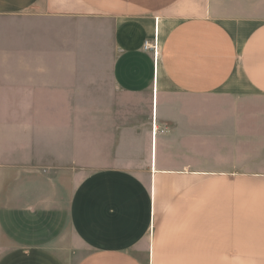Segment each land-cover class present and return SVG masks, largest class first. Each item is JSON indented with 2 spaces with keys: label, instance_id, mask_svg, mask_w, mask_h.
I'll list each match as a JSON object with an SVG mask.
<instances>
[{
  "label": "crops",
  "instance_id": "obj_1",
  "mask_svg": "<svg viewBox=\"0 0 264 264\" xmlns=\"http://www.w3.org/2000/svg\"><path fill=\"white\" fill-rule=\"evenodd\" d=\"M0 264H264V0H0Z\"/></svg>",
  "mask_w": 264,
  "mask_h": 264
},
{
  "label": "rangeland",
  "instance_id": "obj_2",
  "mask_svg": "<svg viewBox=\"0 0 264 264\" xmlns=\"http://www.w3.org/2000/svg\"><path fill=\"white\" fill-rule=\"evenodd\" d=\"M92 33L91 30H89V35ZM89 44H94V36H89ZM95 104V102H92V105ZM93 119V117L89 118V121ZM147 117H142L140 118V122H144L147 121ZM92 128L89 125V150H88V155H89V161H93L95 162L96 166H100L101 163L99 164V162L106 160V159H111V153L112 150L106 148V144H110L112 141H115L116 135L114 136V133L111 132L110 129L105 128L104 132L102 135L98 136L96 133V128L95 125L92 124ZM158 128V126H157ZM108 129V130H107ZM136 133L138 136H144L143 133L140 131L142 130V128H137L136 129ZM155 128H153V132H154ZM98 131V130H97ZM143 131V130H142ZM152 131V128H151ZM157 132H159V135H164L165 133L169 134V131H167V127H163L162 126L158 128ZM137 148H136V155L139 156L141 155L144 151L143 149H141V145L140 143H142V145H144L143 143V139L140 142V140H137ZM161 143V142H160ZM159 143V147H158V151L157 153L159 154V156H161V151H162V146ZM144 147V146H143ZM155 150H156V145H155ZM126 151V150H125ZM157 154V155H158ZM125 157H127L128 155L126 154V152H124ZM156 155V152H155ZM113 157V156H112ZM99 159V160H98ZM98 161V162H96ZM73 237V235H72ZM73 245L75 246V250L73 253H71L70 255V259L72 260L73 263L77 262L81 257H83L84 255H86L87 253H89V250L87 248H85V246H83L80 243H77L76 240L75 242L73 241Z\"/></svg>",
  "mask_w": 264,
  "mask_h": 264
},
{
  "label": "built area",
  "instance_id": "obj_3",
  "mask_svg": "<svg viewBox=\"0 0 264 264\" xmlns=\"http://www.w3.org/2000/svg\"><path fill=\"white\" fill-rule=\"evenodd\" d=\"M144 50L152 52L155 56V58H159L160 55V46H159V40H158V35H157V30H156V36L153 41H146L144 44ZM156 129V127H155Z\"/></svg>",
  "mask_w": 264,
  "mask_h": 264
},
{
  "label": "bare ground",
  "instance_id": "obj_4",
  "mask_svg": "<svg viewBox=\"0 0 264 264\" xmlns=\"http://www.w3.org/2000/svg\"><path fill=\"white\" fill-rule=\"evenodd\" d=\"M156 131L155 132H157V129H155Z\"/></svg>",
  "mask_w": 264,
  "mask_h": 264
}]
</instances>
